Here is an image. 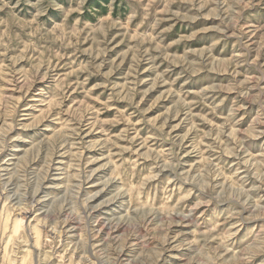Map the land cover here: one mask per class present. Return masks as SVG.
<instances>
[{"label": "rangeland", "instance_id": "1", "mask_svg": "<svg viewBox=\"0 0 264 264\" xmlns=\"http://www.w3.org/2000/svg\"><path fill=\"white\" fill-rule=\"evenodd\" d=\"M0 264H264V0H0Z\"/></svg>", "mask_w": 264, "mask_h": 264}]
</instances>
